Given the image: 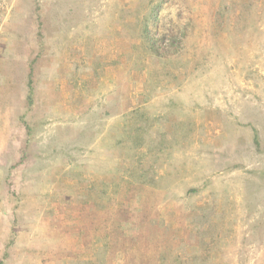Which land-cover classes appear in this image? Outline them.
Masks as SVG:
<instances>
[{
    "label": "rangeland",
    "instance_id": "rangeland-1",
    "mask_svg": "<svg viewBox=\"0 0 264 264\" xmlns=\"http://www.w3.org/2000/svg\"><path fill=\"white\" fill-rule=\"evenodd\" d=\"M0 264H264V0H0Z\"/></svg>",
    "mask_w": 264,
    "mask_h": 264
}]
</instances>
